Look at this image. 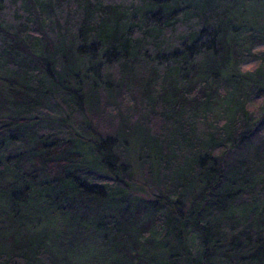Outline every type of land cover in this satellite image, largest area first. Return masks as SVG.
<instances>
[{"label": "trees", "instance_id": "16d2710c", "mask_svg": "<svg viewBox=\"0 0 264 264\" xmlns=\"http://www.w3.org/2000/svg\"><path fill=\"white\" fill-rule=\"evenodd\" d=\"M261 3L0 0V264H264Z\"/></svg>", "mask_w": 264, "mask_h": 264}, {"label": "rangeland", "instance_id": "374dc122", "mask_svg": "<svg viewBox=\"0 0 264 264\" xmlns=\"http://www.w3.org/2000/svg\"><path fill=\"white\" fill-rule=\"evenodd\" d=\"M261 4L264 5V0H262V3H261ZM260 12H261V10H260ZM254 49H255V50H264V44L257 45L256 47H254ZM256 64H257L256 62H252V63L245 64V65H244V69L252 70V69L255 68ZM95 125H96V128H97L98 130H103V129H104L105 127H107V126L110 127L109 124L104 123L102 120H101L100 123H98V122L95 120ZM0 205L3 206L4 204H0Z\"/></svg>", "mask_w": 264, "mask_h": 264}]
</instances>
